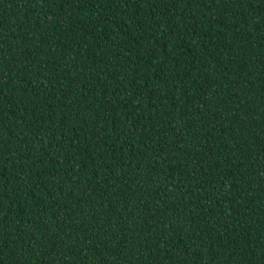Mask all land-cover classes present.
<instances>
[{"label":"trees","instance_id":"16d2710c","mask_svg":"<svg viewBox=\"0 0 264 264\" xmlns=\"http://www.w3.org/2000/svg\"><path fill=\"white\" fill-rule=\"evenodd\" d=\"M0 264H264V0H0Z\"/></svg>","mask_w":264,"mask_h":264}]
</instances>
